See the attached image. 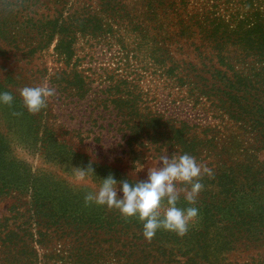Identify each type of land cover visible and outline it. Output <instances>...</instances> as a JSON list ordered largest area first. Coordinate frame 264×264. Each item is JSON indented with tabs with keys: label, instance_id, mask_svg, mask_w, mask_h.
<instances>
[{
	"label": "trees",
	"instance_id": "1",
	"mask_svg": "<svg viewBox=\"0 0 264 264\" xmlns=\"http://www.w3.org/2000/svg\"><path fill=\"white\" fill-rule=\"evenodd\" d=\"M143 1L146 24L139 15L128 19L126 12L131 30H139L145 40H136L132 51L144 48L169 96L183 93L193 105L207 104L220 122L193 123L168 107L153 108L124 75L112 74L94 85L79 68L76 42L80 36H106L112 27L87 4V10L70 11L66 1L65 9L35 17L24 12L27 0H0V35L15 44L24 41L29 56L54 42L63 66L49 73L48 82L91 102L81 116L91 123L95 141L102 140L106 129L115 138L110 145L121 147L132 160L189 154L211 169L213 177L204 175L196 203L189 205L182 193L177 204L182 209L196 207L198 222L184 237L158 230L149 243L138 219L126 221L106 206L86 207L85 194L97 191L109 175L117 180L118 190L121 181L134 186L143 180L66 149L54 137L50 142L78 157L79 168L87 170L91 163L94 174L88 176L95 186L64 178L36 184L34 175L23 179L0 168V198L25 197L21 216L14 207L0 218V264H230L226 256L239 248L255 255L239 264H264L259 255L260 246L264 248V0H237L228 17L196 7V0H180L157 36L149 34L154 29L149 22L157 15L155 0ZM157 2L163 6L165 1ZM12 7L23 9L22 21L15 16L12 22L16 29H10L11 17L5 11ZM24 23L33 33L31 44L18 40L25 34ZM116 36L125 47L124 36ZM90 130H78L80 142L81 134Z\"/></svg>",
	"mask_w": 264,
	"mask_h": 264
},
{
	"label": "rangeland",
	"instance_id": "2",
	"mask_svg": "<svg viewBox=\"0 0 264 264\" xmlns=\"http://www.w3.org/2000/svg\"><path fill=\"white\" fill-rule=\"evenodd\" d=\"M67 4L65 5V2ZM161 6L155 0V12L157 13L155 20L149 23L154 29L149 34L163 33L161 27L167 26L171 9L179 7L180 0H164ZM196 7H204L206 10H217L226 17L232 9L238 6L237 0H196ZM69 3V5H68ZM86 4L92 9L99 11L104 19L112 27L106 36L88 37L80 36L76 42V56L80 60L79 68L84 69L93 81L94 85L101 79L110 75H124L133 84V88L141 93L142 101L151 107L163 108L168 107L169 110L177 113L180 117H187L193 123L206 125L207 123L220 122V119L212 116V112L208 109V105H193L187 98L182 97L183 93L178 95L167 92L161 86V76L159 69L156 71L151 65V60L145 54L144 48L138 51H132L135 48L136 40L144 42V38L140 36L139 30H131L128 24L127 13L131 16H138L143 21L145 15V5L143 0H27L25 5L27 8L24 12L30 11L27 15L42 16L51 15L55 10L65 9L67 6L70 11L87 10ZM212 4H216L214 7ZM65 5V8H63ZM20 7H12L8 16L11 23L16 19L22 21L23 16H19L22 12ZM127 12V13H126ZM3 16V14H0ZM124 19L123 21L119 19ZM15 22V21H14ZM126 23L129 26H126ZM19 39H23L33 43V33L27 24ZM10 29H16V25L11 24ZM121 33L124 37L125 47L119 42L117 36ZM22 36V37H20ZM54 42L47 48L35 52L29 56L25 54V42L17 41L16 44L5 40L0 35V93L9 92L13 95V106L9 108L7 105L0 103V168L6 173L15 172L21 175L23 179L37 177L36 184H53L58 178H64L73 184H89L95 186L89 176L83 180L77 179L74 168H79L78 157L71 153L63 151L61 147H56L50 142L54 137L56 140L66 146V149H72L89 155L95 161L109 164L115 167L126 176L146 181L148 178L149 167L162 166L159 158H151L147 156L143 161L132 160V156L126 152H122L121 147H113L110 145L115 141L111 132L103 129L102 140L95 141L92 137L91 123L86 121L82 115V110L86 108L88 102L79 100L77 96L70 91H58L48 82V75L60 69L63 62L58 59L53 51ZM174 47V46H173ZM128 51V56L127 51ZM149 60V61H148ZM46 85L55 90V95L47 101V108L42 109L39 114L32 115L28 112L23 104L20 90L26 86L36 87ZM167 96V97H166ZM175 96V97H174ZM175 98L171 101V98ZM183 99V100H182ZM21 112V116H13L11 113ZM100 119L99 121H101ZM102 123H106L103 120ZM88 129L87 134L83 132L84 137L80 142L78 130ZM93 129H97L94 126ZM37 135V136H36ZM51 138V139H49ZM21 178V179H22ZM30 184V181H28ZM123 196V191L118 190ZM25 198V197H24ZM23 197L5 196L0 198V218L4 215H10L15 207L21 216L23 210ZM25 209V205H24ZM23 218H20L22 220ZM19 221V220H18ZM167 246H171L169 243ZM261 252L264 248L260 246ZM259 255H263L261 253ZM253 250L237 249L229 253L227 261L230 264H239L246 260H251Z\"/></svg>",
	"mask_w": 264,
	"mask_h": 264
},
{
	"label": "clouds",
	"instance_id": "3",
	"mask_svg": "<svg viewBox=\"0 0 264 264\" xmlns=\"http://www.w3.org/2000/svg\"><path fill=\"white\" fill-rule=\"evenodd\" d=\"M24 106L32 115L39 114L47 108V101L55 95V90L46 85L24 87L20 90ZM14 97L9 92L0 93V103L13 106ZM13 116L23 113L13 111ZM162 166L149 167L146 181H136L133 184L121 181L123 198L118 197V182L113 175L102 180L95 192H88L84 196L85 206L96 204L106 206L108 210L116 209L127 221L138 219L143 224V236L150 243L158 230L170 231L184 237L190 225L198 222V209L177 207L183 193L189 205L196 203L197 197L204 189L201 182L204 175L213 177V172L206 165L198 163L189 154H174L171 158L167 154L159 158ZM77 179L83 180L94 169L89 164L87 170L74 168ZM183 185V187H178Z\"/></svg>",
	"mask_w": 264,
	"mask_h": 264
}]
</instances>
